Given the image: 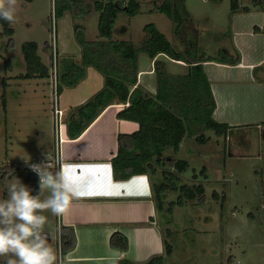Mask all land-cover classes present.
Masks as SVG:
<instances>
[{
  "label": "rangeland",
  "instance_id": "374dc122",
  "mask_svg": "<svg viewBox=\"0 0 264 264\" xmlns=\"http://www.w3.org/2000/svg\"><path fill=\"white\" fill-rule=\"evenodd\" d=\"M82 1L87 11L84 14L73 15L72 10H66L55 18V0H17L15 22L11 24L14 33L0 38V200L8 198L7 184L17 180L32 195L39 194V182L33 180L30 165L45 163L39 162L38 155L44 147L54 144L52 95L53 89L56 93L58 71L55 51L59 56L80 51L75 24L85 27L86 39L99 35L96 0ZM138 1L140 10L136 15L119 13L113 37L138 42L144 35L143 27L154 23L180 49L173 34V22L156 9L157 0ZM185 3L195 28L189 36L190 44L197 47L198 55L204 51L213 53L217 45L228 39L226 25L231 0H185ZM2 29L0 23V32ZM24 41L38 44V53L50 67L52 81L19 77L26 71L21 50ZM47 46H51V58L44 53ZM221 52L225 55L222 49ZM5 59H9V65ZM203 132L209 138L206 142L187 138L179 155L188 160L181 177L192 182L194 174L198 175L206 192L202 200L188 198L182 206L177 201L173 204L174 245L179 255L167 264H264V143H260L261 137L254 127L233 130L228 137L218 136L212 129ZM204 167L208 181L202 177ZM48 195L45 189L40 199ZM43 215L48 218L44 231L50 232L49 243L63 264L59 219L50 211ZM5 260L0 257V264H5Z\"/></svg>",
  "mask_w": 264,
  "mask_h": 264
},
{
  "label": "crops",
  "instance_id": "0c3cea01",
  "mask_svg": "<svg viewBox=\"0 0 264 264\" xmlns=\"http://www.w3.org/2000/svg\"><path fill=\"white\" fill-rule=\"evenodd\" d=\"M238 4L239 10L229 11L226 25L228 39L224 44L217 45L213 53L204 51L200 54L204 59L216 57L214 60H203L202 67L214 97L212 117L218 122L227 123L231 131L254 127L261 137V130L264 129V0H238ZM124 29L127 30L126 27ZM221 49L225 55L220 56ZM50 52L51 46H47L44 53L51 58ZM55 53L59 58L74 57V53L77 55L74 57L76 61L81 59L82 54L81 48L80 51L60 56ZM236 56H239L236 63L228 62V59ZM220 57L227 60L222 62L218 59ZM156 58L165 62L170 73L184 74L190 70L189 64L183 60L173 59L166 54H158ZM51 78L49 69L47 79H38L52 81ZM137 83L151 94L156 92L154 59L145 53L138 56ZM103 86V74L95 67L87 66L84 77L76 86L64 87L60 93H55L53 89V109H62L65 129L59 141L54 127L53 146L44 147L38 155L39 162L52 163L56 158L70 185L79 194L72 200L69 211L58 217L59 242L61 227L66 232H72L75 239L73 248L62 254L63 264H108L110 258L142 264L153 257H161V264H167L178 254L173 236L172 214L175 205L168 209L178 197H181V206L188 201L179 186L202 184L206 190L202 181L199 182L198 175L194 174L193 181L188 182L180 173L175 188L161 193V207L158 208L156 186L162 182L168 183L175 174L169 160L184 159L188 162L179 154H182L187 143L185 140H195V136L184 137L177 151L172 148L164 151L165 166L156 163L154 170L136 173L128 178H116L112 159L118 151V135H130L139 128L137 122L117 116L127 103L116 101L105 107L77 137L72 138L67 132V122L74 115V109ZM15 96H19L18 92ZM261 142L264 143L262 137ZM203 172V179L208 181L205 167ZM31 176L38 181L34 174ZM114 232H120L126 238V250L111 246L110 237ZM167 243L172 249L169 254L166 253Z\"/></svg>",
  "mask_w": 264,
  "mask_h": 264
},
{
  "label": "trees",
  "instance_id": "16d2710c",
  "mask_svg": "<svg viewBox=\"0 0 264 264\" xmlns=\"http://www.w3.org/2000/svg\"><path fill=\"white\" fill-rule=\"evenodd\" d=\"M84 4L82 0H55L54 17H61L66 10H72L73 15L84 14L87 12ZM155 7L173 22V34L182 48L175 47L154 23H148L143 27L144 35L138 42L114 38V26L119 13L125 12L129 17L134 16L140 10V3L138 0H96L94 9L99 13L98 37L86 39L85 27L75 24L74 34L81 47V59L76 61L73 56L56 57V66L58 65L56 93H60L64 87L76 86L84 77L87 66L95 67L104 76V86L74 109V115L67 122L70 137H77L105 107L116 101L128 104L118 111L117 116L139 124L138 130L134 133L118 135V151L112 159L116 178H128L136 173L154 170L153 165L156 163L165 166L164 151L169 148L177 151L186 136H195L196 141L204 143L209 139L203 132L206 129H212L218 136H227L231 132V127L227 123L218 122L212 117L215 102L210 82L203 71L202 61L214 60L216 57L208 56L204 59L202 55H198L197 47L190 44L189 36L194 33L195 28L185 0H157ZM237 10L238 0H231V12ZM0 23L3 28L0 38L14 33L12 23L2 19ZM37 48L38 44L35 41H24L21 44L26 71L19 77H49V67L42 62ZM140 53L154 59L157 80L154 94L144 90L137 83ZM158 54L183 60L189 64L190 70L184 74L170 73L165 62L156 58ZM218 59L222 62L227 60L223 57ZM228 60L236 63L239 56ZM5 63L9 65V59H5ZM2 96L4 97L5 93ZM261 137L264 140V129L261 130ZM169 161L174 167L175 174L170 177L168 183L162 182L156 186L155 198L158 208L161 207V193L168 188H175L178 174L188 167V162L184 159ZM192 186L182 184L179 189L187 198L202 200L203 185ZM213 195H217L216 191ZM177 203H181V197H178ZM173 204L172 202L168 210H171ZM74 244L73 233L66 232L64 227H61L62 254L73 248ZM110 244L120 250L127 248V240L120 232L111 235ZM171 250V245L167 243L166 253L169 254ZM161 260V257H153L142 264H161ZM117 264L135 263L119 260Z\"/></svg>",
  "mask_w": 264,
  "mask_h": 264
},
{
  "label": "clouds",
  "instance_id": "9594fccd",
  "mask_svg": "<svg viewBox=\"0 0 264 264\" xmlns=\"http://www.w3.org/2000/svg\"><path fill=\"white\" fill-rule=\"evenodd\" d=\"M17 0H0V19L15 22ZM31 170L39 178V194L19 180L7 184L8 198L0 200V257L5 264H62V259L50 245L44 231L48 222L44 212L60 217L70 209L72 200L78 197L65 176L63 169L52 171L46 164H33ZM47 189L49 195L41 200ZM108 264H117L110 258Z\"/></svg>",
  "mask_w": 264,
  "mask_h": 264
},
{
  "label": "built area",
  "instance_id": "2783aa9c",
  "mask_svg": "<svg viewBox=\"0 0 264 264\" xmlns=\"http://www.w3.org/2000/svg\"><path fill=\"white\" fill-rule=\"evenodd\" d=\"M55 79H56V77H55ZM53 112L55 115V118H54L55 135H56L57 139L60 141L62 139V133L65 129V123L63 121V111L59 107H54ZM33 164H40V163H31V165H33ZM42 164H46V162L42 163ZM47 164L50 166V169L54 172L60 169V164L56 158H55L54 162H52V163L47 162ZM31 165H30V169H31ZM31 172H32V170H31ZM32 174H34L37 177L38 182H39L38 176L34 172H32Z\"/></svg>",
  "mask_w": 264,
  "mask_h": 264
},
{
  "label": "water",
  "instance_id": "95a60500",
  "mask_svg": "<svg viewBox=\"0 0 264 264\" xmlns=\"http://www.w3.org/2000/svg\"><path fill=\"white\" fill-rule=\"evenodd\" d=\"M46 233H47V235H48V238H49V242L51 241V234H50V232H48V231H45Z\"/></svg>",
  "mask_w": 264,
  "mask_h": 264
}]
</instances>
